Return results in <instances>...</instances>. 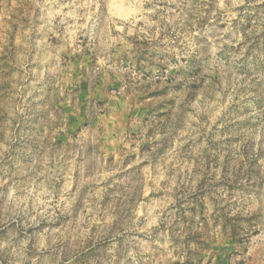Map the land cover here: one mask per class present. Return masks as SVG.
<instances>
[{"label":"rangeland","instance_id":"374dc122","mask_svg":"<svg viewBox=\"0 0 264 264\" xmlns=\"http://www.w3.org/2000/svg\"><path fill=\"white\" fill-rule=\"evenodd\" d=\"M0 264H264V0H0Z\"/></svg>","mask_w":264,"mask_h":264}]
</instances>
